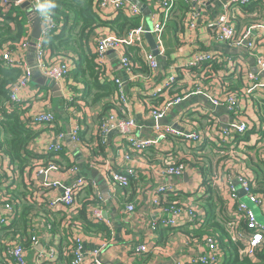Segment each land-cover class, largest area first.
Listing matches in <instances>:
<instances>
[{
  "label": "crops",
  "instance_id": "obj_1",
  "mask_svg": "<svg viewBox=\"0 0 264 264\" xmlns=\"http://www.w3.org/2000/svg\"><path fill=\"white\" fill-rule=\"evenodd\" d=\"M130 1L138 6L133 0ZM142 1L147 4L150 11L149 14H144L138 6L141 9L145 26L152 28L155 23L162 21V9L155 0ZM233 1L202 0L195 6L197 10L195 21L191 20L187 7L182 4L172 14L164 27L161 36L162 54L160 55H158L157 48L152 49L149 38L144 36V49L157 55L159 66L156 70L149 68L144 72L141 61H137L138 68L135 65L137 70L136 72L134 70L131 75L123 68L119 54L114 50L108 51L106 59L102 62L105 66L102 83H113L114 78H120L126 83V92L129 94L127 116L133 117L137 123L135 128L137 137L156 136L157 132L153 131V126L160 123L159 120L156 121L153 118L152 109L162 107L167 101L180 96L184 99L171 108L165 116V122L161 125H172L174 128L185 129L186 131L187 129L193 130L191 125H194L195 128L200 129L203 136L201 144L198 143L199 145L188 139L170 135L167 140L158 143L155 147H149L142 152H132L128 148L127 142L116 132L110 134L108 143L103 145L100 143L96 118L103 109L101 102L93 103L91 97H85V84L75 76L74 62L68 59L71 63V73L68 77L56 82L55 88L44 82L43 77L45 75L37 70L33 72L27 86L19 90L20 98L28 102L26 106L24 105L26 116L31 117L38 112L52 111L57 119L54 124H40L34 127L39 135L29 143L28 151L34 155L44 154L47 146L56 142L59 132L68 133L72 128L79 125L81 127V142L74 144L66 138L63 141V150L54 155V158L67 171L63 169L50 171L46 176V181L60 180L63 183H72L80 178L85 179L87 185L83 188L80 201L82 203L84 199L91 196L100 200V197L94 193V191H98L103 200L102 206L106 212V218L109 221V231H100L95 227L89 226L90 228H88L86 226L90 222L94 225L101 224L91 218L88 209L86 210L87 219L81 222V220H75L82 210L81 206H78L76 210L59 208L58 211L51 212L46 204L40 207V211H36L35 220L32 224L37 225V229L35 227L34 229L38 236V243L25 247L26 264H68L64 257L66 255L70 257L69 249L73 248L71 235L81 236L84 247L88 250L98 248L101 253L100 258L105 263L168 264L175 260L186 261L194 251L195 246L187 244L186 234L182 230L176 229L172 233L164 231V240L161 241L160 229L171 227L160 226L157 230L149 229L150 222L161 212L159 207L153 205L152 196L156 192L157 186L165 182L174 184L179 190L178 194H190L192 196L189 200L190 206L194 205L197 211L199 207L202 210V216L205 218L206 214L203 207L200 204L197 206L198 191L196 190L198 186L205 185L204 179L201 183L199 179L206 175L217 188L216 192L229 204L228 216L233 213L236 203L230 196L226 174L233 170V165L238 158L221 161L223 160V154H221V158L215 161L211 154V159L208 162L204 161L206 164L188 162L186 171L182 176L161 177L158 173L159 167L166 164L167 160L180 162L186 154H190L192 158L205 154L209 155V153L220 155L215 152V146L210 140L219 137V128L231 122L233 116L227 109L218 112V106L212 104L208 95L212 97L228 94L221 87L223 81L225 84L229 82L232 87L240 88V92H242L252 83L250 74L258 75L259 80L264 79V73L259 71L260 69L256 66L254 55H251L245 47H235L220 41L216 33L208 27L210 21L215 22L225 11L231 18L234 27L242 34L254 24L264 23V0H253L247 4L232 3ZM23 4L12 7L6 16L14 15L25 25L27 36L24 37L26 38L24 41L28 42L29 46L25 51L22 48L18 49L15 57L21 58V61L23 60L30 65L35 62L33 33L37 30L38 21L35 20L37 14ZM107 14L110 15V19H113L117 13L108 11ZM2 17L3 14L0 15V19ZM6 18L0 21V24H3ZM43 24L42 22L41 28ZM13 25H15L14 22ZM107 32L101 29L91 34L90 46L92 51L95 49L98 38ZM252 38L258 46L261 45L264 31L261 28L252 29ZM5 48L15 49L11 43L7 44ZM207 52L211 53L214 62L219 63L218 67L214 63L210 67L208 65L199 68L186 66L187 61L195 55ZM137 54L143 61L142 54L138 51ZM19 55L21 56L19 57ZM48 56L53 61L60 59L67 61L64 57L51 56L50 54ZM130 56L132 60L133 57L135 59L133 53ZM255 68L258 72L255 71ZM172 74L176 77V81L171 87H167L168 77ZM197 86L202 89V93L191 94ZM241 109L243 119L258 127L256 125H259L260 112H264V88H260L254 95L243 98ZM206 125L208 126L202 129ZM204 140L206 142L203 144ZM239 144L233 142L228 148L234 153L244 155V158L246 155L241 150L246 149ZM243 144L247 145V143ZM248 144L256 145L257 149H262L264 148V137L260 138L259 133L257 135L252 134ZM128 152L132 154V159L129 161L124 158V153ZM33 159V157L30 158V160ZM35 162L39 163L38 160ZM105 163L115 168L131 166L135 169L136 176L130 179L128 187L115 190L106 177ZM73 166H77L78 169L76 171L69 170ZM208 167L209 171L206 169ZM36 171L37 169L30 171V177L35 185H42L43 181L40 179L42 175H37ZM248 172L249 175H252L249 169ZM7 174L10 181L15 182L11 185L14 187L8 189L9 194L18 189V192L22 191L23 187L18 182L19 180H15L16 172L10 169ZM26 182H29L27 178ZM61 194L60 189H49L46 193L47 201ZM240 196H242V200H246L245 195ZM130 202L136 205L135 213L126 211V205ZM253 207L257 212L258 219L264 222V212L257 206ZM0 213H2L1 207ZM167 235V240H165ZM16 242L18 241L10 242L8 246ZM139 243L149 245L151 247L149 253L139 254L135 252L134 247ZM49 245H54L57 257L50 262L38 260V252L47 250ZM60 250H64L62 257H60Z\"/></svg>",
  "mask_w": 264,
  "mask_h": 264
},
{
  "label": "built area",
  "instance_id": "obj_2",
  "mask_svg": "<svg viewBox=\"0 0 264 264\" xmlns=\"http://www.w3.org/2000/svg\"><path fill=\"white\" fill-rule=\"evenodd\" d=\"M253 0H234L232 3H242L247 4ZM263 1V0H262ZM43 0H22L17 2L14 0H0V15L7 14L8 11L22 3L29 4V10L37 14L42 22L44 23L41 29V34L38 39L34 42L35 48V64H28L25 61H21V58H16L15 53L18 49L22 48L24 51L29 46V43L24 41L21 43L18 49H5L3 51L1 60L7 67H13L16 64L21 65L22 75L18 82H16L10 90V102L12 107L19 105L18 103L23 100L19 96V90L27 86L33 72L35 70L39 71L47 78L52 79L56 82L63 80L68 77L71 73V63L69 61L60 60L53 61L52 58L48 56V38L50 35L57 34L61 29V23L56 20L52 15L50 21H46L36 10L39 3ZM160 9H162V21L155 23L152 28L147 29L142 18V22L138 27L131 29L125 36L119 37L116 34H102L98 38L97 44L94 49V53L97 58L103 62L106 59L108 51L114 50L118 52L120 62L123 68L128 71L129 74H133L134 65L131 56L126 52L128 46H135L136 50L140 52L143 56V61L151 68V70H156L159 66L157 55L152 52H148L144 49V36L146 34L152 35L155 38L156 48L158 50V55L162 54L161 50V36L166 23L171 18L172 14L175 13L179 7L183 4L187 7V12L190 15L192 21L197 14L195 6L202 2V0H155ZM99 7L101 10L106 12L112 11L117 12L121 8H126L134 15H142L141 9L132 3L130 0H101L99 2ZM4 19H0L3 21ZM208 27L216 33L217 38L225 43H228L235 47H245L251 55H254L256 60V66L264 73V38L261 45H257L255 40L252 38V29L261 28L264 31V23L254 24L245 32L240 33L234 27L231 18L225 11L222 15L217 18L215 22H209ZM261 49V51H259ZM21 55H19L20 57ZM213 56L211 53L197 54L192 59L187 61L186 66L188 68H199L201 65L211 62ZM106 78V77H105ZM107 79V78H106ZM176 80V77L172 74L168 77L166 86H171ZM251 84L246 87V89L237 94H222L221 96H209L214 106H225L228 112L232 114V121L226 124V126L219 128L218 136L221 137L225 143L233 144V140L236 136L243 137L247 134V131L254 127L247 120L242 119L243 113L241 109V103L243 98L248 95H254L258 92L260 88H264V79L259 80L258 75L250 74ZM113 83L115 84L118 92L117 104L120 106L121 113L117 110L107 112L100 124V143L106 145L108 143L109 135L113 132L118 133L128 144V148L132 152H142L149 147H155L158 143L167 140L170 135H174L179 138L189 139L194 143H200L203 140L201 132L195 128L193 130L185 129L180 130L179 128H174L172 125L163 126L156 123L153 126V131L157 132L156 136L151 137H137L135 135V128L137 126L136 121L133 117L127 116V105L129 102V94L126 92V83L120 78H114ZM202 93V89L196 87L194 92L191 94ZM184 97L177 96L176 98L167 101L162 107L154 108L151 111L153 118L158 121L159 119L165 118L171 108L180 103ZM22 106V105H21ZM126 108V109H125ZM26 122L30 127L34 128L40 124H54L56 122V116L52 111L38 112L34 115L26 116ZM81 127L79 125L75 126L70 130V132L61 131L57 134V139L55 143H50L47 146L45 153L54 152L60 153L63 150V141L69 135L71 142L78 144L81 142L80 135ZM125 160L129 161L132 159V154L130 152L124 153ZM40 165L37 168V175H46L50 171L66 170L61 165L51 163L48 167H44L41 161L38 160ZM13 165V162L7 158L0 156V207L2 213H0V226H8L12 224L17 216H19V208L17 207V201L14 199L12 201L11 194H9L8 189L13 188L11 186L14 181H10L7 174L8 169L17 173ZM233 170L228 171L226 174L227 182L229 185L230 196L235 200V208L233 213L230 215V221L228 223L229 230L235 240H239L243 245V252L249 255H254L257 249L264 246V222L258 219L257 212L253 206H257L264 211V195L254 193L253 191V174L248 175V167L245 164L243 157L238 158L233 165ZM187 168V163L185 162H174L172 160H167L166 164L160 166L158 169L159 175L169 176L171 178L182 176ZM77 166H73L69 170L76 171ZM67 171V170H66ZM106 177L112 187L116 190L118 188L128 187L130 184V179L136 176L135 169L131 166H126L124 168H115L108 163H105ZM204 179L200 178L199 182ZM236 182V183H235ZM49 189H60L61 195L53 199L46 201L48 209L51 212H56L61 208L74 209L76 210L78 206H81L80 195L82 194L83 188L87 185L85 179H78L72 183H63L60 180H53L47 182L46 178L42 183ZM240 187L245 192L246 200H242V196L238 194ZM208 186L200 185L198 186V199L203 195L207 194ZM96 195L100 197V200L93 197V201L88 206V211L91 218L97 222L109 223L106 218V212L102 206V198L98 191H94ZM179 193V190L174 184L161 183L157 186L156 192L152 196V203L155 207H159L161 212L154 218L149 224V229L157 230L160 226L162 227H178L180 225L188 224L191 228L200 227L204 220L202 216V210L193 206L183 207L176 206V204L164 205L162 202L167 203L170 196H174ZM199 204V202H198ZM191 205V203H190ZM126 211L128 213H135L136 205L130 202L126 205ZM243 222H246L247 226H243ZM196 226V227H195ZM37 229V225H33ZM31 241L33 245L38 243V236L36 231L32 229ZM73 237V251L71 257V264H110L105 263L100 258V250L98 248L86 249L84 247V242L81 236L71 235ZM187 244H193L195 246L194 251L190 254L186 261L175 260L168 264H220L223 258V252L219 241L214 235H206L201 240H190L187 239ZM106 246V245H105ZM150 246L146 243H139L134 247V251L141 254L146 253L150 250ZM3 259L9 264H26L25 247L22 243L16 242L6 247L4 251ZM56 250L54 245H49L47 250L39 251L37 254V259L45 262L54 260L56 256Z\"/></svg>",
  "mask_w": 264,
  "mask_h": 264
},
{
  "label": "trees",
  "instance_id": "obj_3",
  "mask_svg": "<svg viewBox=\"0 0 264 264\" xmlns=\"http://www.w3.org/2000/svg\"><path fill=\"white\" fill-rule=\"evenodd\" d=\"M100 1L101 0H56L57 7L53 10L52 15L63 27L57 34L50 35L47 40L49 44L48 54L51 56L64 57L67 61H70L68 59H71L74 62L73 68L75 76L81 79L85 84V97H91L93 103L101 102L103 109L96 116L99 125L102 122L103 116L107 112L116 109L121 113L122 110L117 104L118 92L115 84L111 82L104 84L101 81L105 72V66L97 58L94 51H92L90 46L91 34L97 30L103 29V31H108L111 34L113 33L119 37H123L131 29L138 27L143 18L142 15H134L129 12L128 9L121 8L115 12L117 13L116 17L110 19V15L108 16L106 11L100 9ZM6 17V14H4L2 19H5ZM15 17L16 16L14 15H9L6 18V21L3 22V24H0V156L7 157L13 162L14 166L12 167L17 171L15 180H19L18 182H20L23 189L19 192L18 189L11 194L12 201L14 199L17 201V207L20 211L19 216H17L12 224L8 226H0L1 264H7L2 258V254L10 242L18 241L22 243L24 247L31 246V237L33 234L32 229L34 228L32 223L35 220L36 211H40V207L46 205V193L49 190V187H46L43 184L35 185L33 179L30 177V171L36 170L40 166L36 164L35 161L40 160L42 163L41 165L44 167H48L51 163L60 165L58 160L54 158V152L42 155L29 153L28 145L32 140L38 137L39 132L35 131V129L30 127L26 122L24 105L26 106L28 102H19V105L15 107H12V103L10 102V90L21 78L22 67L19 64H16L13 67H7L2 62L1 57L7 44L11 43L15 49H18L21 43L26 39L24 37L27 36L25 25L20 19ZM13 22L15 25L12 26ZM108 32L106 34H109ZM130 51L135 55V59L133 57L135 72L137 70L135 65L138 68L137 61H141V67L144 72L149 70L150 67L147 66V64L138 56L135 46H128L126 52L129 55L132 54ZM214 61L215 60H212L201 66L208 65L210 67L214 63V65L216 64L215 66L218 67L219 63ZM227 83L228 84H225L224 81L221 82V87L223 90L225 89L228 94H237L240 92V88L232 87L229 82ZM175 96H177V93H175ZM259 117V125L257 124L256 126L260 128L255 126L252 127L247 131V134H245L243 138L241 136H236L233 142H236L237 145L240 143L239 146H243L244 149H246L241 151L246 155L243 160L248 169L251 173L252 171L254 172V174L252 173L253 191L254 193L264 195V148H262L263 150L257 149L256 145L253 146L252 144H248L249 137L252 134L257 135V133H259L260 138L264 137V112H260ZM207 126L208 125L202 127V129ZM98 134L100 137V129ZM205 140L207 141L208 139ZM205 140L203 141V144L206 142ZM210 141H212L215 146V152L220 155L223 154V160L221 161L242 158L244 156L230 150L228 146H231L232 144L225 143L226 141L221 137ZM243 143H247V145ZM211 154H205L193 158L190 154H186L185 158L180 162H192L196 164L200 162L206 164L204 161L206 160L208 162L209 159H211ZM31 157L34 159L30 160ZM207 165L210 166L208 163ZM10 169L11 167L8 171ZM206 169L209 171V167ZM26 178L29 181L28 183L26 182ZM203 183L208 186V195H203L199 199L197 198V201L200 206L203 207L206 214L203 222H201L202 225L196 227L195 230L188 224L180 225L178 227L161 228V241L164 240V231L172 233L173 230L176 229L182 230V232L186 234V238L192 241L201 240L206 235H214L217 237L223 252V258L220 264H264V246L257 249L256 252H254V255H249L242 251L244 245L239 240L233 238L228 227L230 221V216L227 214V212H229V204H227L226 200L216 192L217 188L212 185L210 178L206 175H204ZM191 198L192 196L190 194L181 193L170 196L168 202H162V204L171 205L175 203L178 207H188L190 206L189 200ZM92 201V196L87 197L82 201V210H80V213L75 220H81V222H83L87 219L86 210ZM99 223L101 224L94 225L90 222V224L86 226L88 228H90L89 226L95 227L100 231H109L108 224L105 222ZM243 226H247L246 222H243ZM167 237L168 235L165 240H167ZM69 251L70 257L66 255L64 260L68 262V264H71L73 248H70ZM63 252L64 250H60V257H62Z\"/></svg>",
  "mask_w": 264,
  "mask_h": 264
},
{
  "label": "water",
  "instance_id": "obj_4",
  "mask_svg": "<svg viewBox=\"0 0 264 264\" xmlns=\"http://www.w3.org/2000/svg\"><path fill=\"white\" fill-rule=\"evenodd\" d=\"M14 1L21 2L22 0H14ZM133 1H134L136 4H138V6L142 9V11H143L144 14H149L150 11H149V9H148V7H147V4H145L142 0H133ZM28 5H29V4H27V3H24V4H23V6L29 8ZM35 20L38 21V27H37V30L33 33V37H34V40H33V41H34V42H35L36 39H38V38L40 37L41 29H42V28H41V23H42L41 18H40L39 16L36 15V19H35ZM146 28L149 29V26H146ZM146 36H147V38H149V40H150V44H151L152 49H155V48H156V44H155L154 39L152 38V35H150V34H146ZM33 46H34V45H33ZM155 53H157L156 50H155ZM35 62H36V61H35ZM35 62H34L33 64H35ZM33 64H32V65H33ZM255 71L258 72L256 68H255ZM39 74H40V73H39ZM43 78H44V82L47 83L48 86H50V87H52V88H55V86H56V81H54V80H52V79H48L46 76H44ZM225 109H226L225 106L220 105V106H218L217 111L220 112V111L225 110ZM158 122H159L160 124H162L163 122H165V118L159 119ZM224 126H226V124H224ZM67 138L70 140L69 135H67ZM75 148H76V146H75ZM76 151H77V148H76ZM45 178H46V175L43 174V175L41 176L40 179H41V181H44ZM238 193H239V195H244V194H245L244 190L241 189V188H239Z\"/></svg>",
  "mask_w": 264,
  "mask_h": 264
},
{
  "label": "clouds",
  "instance_id": "obj_5",
  "mask_svg": "<svg viewBox=\"0 0 264 264\" xmlns=\"http://www.w3.org/2000/svg\"><path fill=\"white\" fill-rule=\"evenodd\" d=\"M56 7V0H43L38 4L36 10L46 21H50Z\"/></svg>",
  "mask_w": 264,
  "mask_h": 264
},
{
  "label": "rangeland",
  "instance_id": "obj_6",
  "mask_svg": "<svg viewBox=\"0 0 264 264\" xmlns=\"http://www.w3.org/2000/svg\"><path fill=\"white\" fill-rule=\"evenodd\" d=\"M56 116V115H55ZM97 124H98V129H99V127H100V125H99V122L97 121ZM209 154H211V153H209ZM212 155H213V158L212 159H215V161L218 159V158H220L221 157V155H215V154H213L212 153ZM222 168H224V167H222ZM198 179H199V177H198ZM213 185V184H212ZM214 186V185H213Z\"/></svg>",
  "mask_w": 264,
  "mask_h": 264
}]
</instances>
